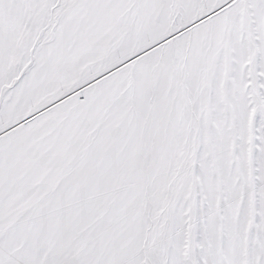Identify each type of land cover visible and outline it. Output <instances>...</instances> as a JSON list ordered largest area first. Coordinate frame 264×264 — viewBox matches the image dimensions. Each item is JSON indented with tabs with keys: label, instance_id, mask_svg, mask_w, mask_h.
Segmentation results:
<instances>
[{
	"label": "snow or ice",
	"instance_id": "obj_1",
	"mask_svg": "<svg viewBox=\"0 0 264 264\" xmlns=\"http://www.w3.org/2000/svg\"><path fill=\"white\" fill-rule=\"evenodd\" d=\"M0 264H264V0H0Z\"/></svg>",
	"mask_w": 264,
	"mask_h": 264
}]
</instances>
